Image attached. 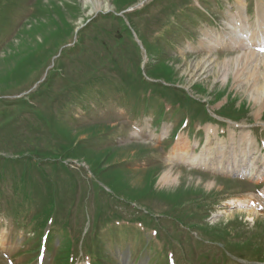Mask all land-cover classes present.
Returning <instances> with one entry per match:
<instances>
[{
  "label": "rangeland",
  "instance_id": "1",
  "mask_svg": "<svg viewBox=\"0 0 264 264\" xmlns=\"http://www.w3.org/2000/svg\"><path fill=\"white\" fill-rule=\"evenodd\" d=\"M12 1L5 6L7 1L0 0V155L5 156L0 157V191L10 193L18 189L21 192L25 190L23 185L34 184L32 179L36 174L28 170L27 163L20 161L23 164L17 168L5 163L6 159L15 160L17 155L21 159L28 156L25 161L37 164L44 158L69 159L75 164L63 168L67 172L72 168L77 176H68L51 164L42 168L43 175L53 180L37 188L40 196L32 213L34 216L44 211L38 220L41 226L46 217L53 216L54 225L58 227L47 254L40 252L38 228L19 230L20 226H15L13 220L22 212L18 213L9 199H0V264H55L53 260L65 264L62 254L69 246L71 232L76 235L78 250L93 249L101 255L100 264H167L168 258L158 256L160 250H165L164 238L178 241L169 249L176 264H185L184 259L202 264L200 257L205 255L202 251L215 258L217 247L223 248L218 244L220 241L232 254L264 264V210L247 205L249 196L263 191L264 182L260 179L264 181V174L260 173V178L241 176L233 177L237 181H225L229 176L212 174L209 172L213 171L207 169L204 170L209 172H205L199 166L170 164L168 156L165 158L161 153L163 146L170 147L176 141L171 152L180 141L181 148L190 156H201L206 145H210L212 153L217 152L216 156L224 155L223 161L227 158L229 144L238 146L236 151L242 145L229 137L233 139L234 135L238 142L247 136L251 151L254 150V166H264L260 158L264 153L260 151V140L264 139V97L256 104L248 95L253 91V83L259 86L253 92L264 93V54L252 49L253 46L259 50L261 43L254 41L245 48L248 53L261 55L257 58L255 54L237 57L244 52L232 51L228 46L219 48L216 44L234 43L227 25L229 11L246 16L249 26L254 28L256 15L259 20L263 19L264 0H242L243 7H236L234 0L231 4L226 0H204L210 11L204 18L201 12L191 9H187L184 16L179 15L180 18L174 14L177 7L188 0H102L99 4L96 0H14L11 6ZM136 11L141 13L131 17ZM107 13L119 14L121 21H97L98 15ZM174 16L179 26L184 25L183 32L171 37L168 27ZM191 21L199 27L193 29ZM239 21L237 29L243 32L244 24L239 26ZM88 25L81 34V28ZM256 28L259 29L257 25ZM184 31H191L190 41L183 42ZM228 31L229 34H225ZM224 34L225 37L216 39ZM253 34L250 37H256L258 30ZM206 39L216 40L214 45H204ZM141 43L147 52L139 48ZM159 50L165 54L161 56ZM254 59L260 60L255 62ZM140 72L141 80H138ZM52 77L51 86L39 90V84L49 82ZM99 82L105 83L107 88L90 91L86 97L79 98V102L70 98L72 90L88 89L90 84ZM122 83L133 92L126 95V100L119 101L115 87ZM140 87L151 92L141 96ZM35 91L41 96H27ZM25 97L29 103L26 107L12 103ZM168 100L180 103L183 108L160 114L168 109L164 106ZM121 101L129 107H124ZM83 110L87 117L82 115ZM187 112L198 116L196 120L206 119L203 114H208L211 122L203 127L195 121L196 125L181 129L177 124L186 121V118L179 119ZM137 114L141 116L136 117ZM162 114L163 120L158 118ZM91 115L94 119L88 120ZM126 116H130L129 122L138 121L128 123ZM137 123L141 124L139 129L145 138L132 135L138 128ZM165 126L172 130L166 129L170 136L161 139ZM210 126L219 130V136L214 138L218 145L205 143V129ZM112 127L114 129H110ZM151 130L157 132L154 134ZM146 131L150 133L145 134ZM152 139H161L162 143ZM246 143L247 140L241 148L243 151L249 150ZM220 144L226 146L225 151H219ZM147 157L152 159H145ZM2 158H6L5 161ZM123 161L128 163L123 164ZM170 168L175 171L173 176L179 178L160 185V176ZM8 169L10 172L6 171ZM255 170L260 169L254 168L253 173ZM100 186L109 188L114 207L131 222L130 226L120 228L117 235L92 238L91 226L85 233L87 220L94 226L101 212L104 217H111L107 197L98 194ZM88 188L97 195L87 196ZM50 190L56 191V195H48ZM231 190L240 194L233 196ZM216 201L214 208L206 210L205 205ZM144 210L148 216L141 215ZM135 211L141 212L144 222L161 235L160 240L149 238L148 248L140 235L148 237V233H141L135 224V219L139 218ZM162 215L182 220L192 229L178 231ZM205 240L216 246L201 242ZM77 263L82 264L83 259Z\"/></svg>",
  "mask_w": 264,
  "mask_h": 264
},
{
  "label": "bare ground",
  "instance_id": "2",
  "mask_svg": "<svg viewBox=\"0 0 264 264\" xmlns=\"http://www.w3.org/2000/svg\"><path fill=\"white\" fill-rule=\"evenodd\" d=\"M96 1L98 2V4L102 2V0H96ZM236 3L238 5V7H241V6L243 7L242 0H236ZM238 18H236V21L241 20V19L238 20ZM260 22H261V24L259 23V21H257V24H256L257 27L259 28L258 30H260V28L264 27V21L263 22L260 21ZM241 24H243V23H240L239 26L242 27L243 25H241ZM227 25H229L230 34H232L234 36V39H233L234 43H235V39H238L240 47L247 48V46L249 44H253L252 42L255 41L254 42L255 44L259 43V42L261 43V46L259 47V50L260 49H264V38H263L264 35L262 36L261 30L259 31L258 35H256V37H250L249 38L248 35L241 36V34H237L238 32H242V31H240L241 29H237V30L233 29L232 30L231 26H230V22H228ZM256 30H257V28H256ZM242 33H245V32H242ZM209 43H211V42L208 41L206 44H209ZM254 54H255V52L254 53H252V52L248 53L247 52V53H244V54H241V55H236V56L240 57V56H243V55H249V56L253 57ZM257 57H261V55L260 54H255L254 58H257ZM206 58H208V57H206ZM206 58L202 57V59H206ZM259 60L260 59H254L255 62H258ZM204 63H206V62H204ZM251 87H252L251 89L253 91H255L254 89H256L259 86H258V83H253L251 85ZM253 91L252 92H248V95L252 97V99L254 100V102L256 104H259L261 102L262 98L264 97V93L263 92L262 93H260V92L255 93ZM263 100H264V98H263ZM166 129H167V127L165 126L163 128V132H162L163 135L166 134V132H165ZM231 142H229V143H231ZM182 144H184V142H182ZM219 146H220L219 151H225L226 150V148H225L226 146L225 145L220 144ZM181 147H182L181 142L178 141L175 144V148H173V150L171 152H169L168 158L170 159L169 160L170 164L175 163V162H181V163H186V164H188L190 166H199V167L203 168V170L207 169L209 171H213L214 173H223V174H232V175H234V174H243V172L244 173L245 172L249 173L250 172L249 169L252 166L251 165V161H250V156H249L251 154L250 151L247 150V149H245L243 151L241 149V147H240V149L243 152H241L240 149L238 151H236L238 146H235L234 144H229V147H227L229 152H228L227 158L224 157L223 161L221 159H222V157L224 155L216 156L217 152L214 150L215 152L212 153L211 149H213V148L210 145H206L205 152L201 156H196V155L190 156V155L186 154L185 150L182 149ZM209 151H211V152H209ZM214 155L216 157H214ZM215 158H217V159H215ZM253 170L254 169H252V171ZM173 172L175 173V171H173V168H170L167 171H165L160 176V180H159L160 185L161 184L165 185V184H168L170 182H174L175 180H177L179 177L175 178L173 176ZM259 172H262L261 169L260 170H255V173H252V175H255L256 173H259ZM214 180H213V182H214ZM249 214L255 215L251 211H249Z\"/></svg>",
  "mask_w": 264,
  "mask_h": 264
},
{
  "label": "trees",
  "instance_id": "3",
  "mask_svg": "<svg viewBox=\"0 0 264 264\" xmlns=\"http://www.w3.org/2000/svg\"><path fill=\"white\" fill-rule=\"evenodd\" d=\"M117 41H119V42H120L121 40H117Z\"/></svg>",
  "mask_w": 264,
  "mask_h": 264
}]
</instances>
